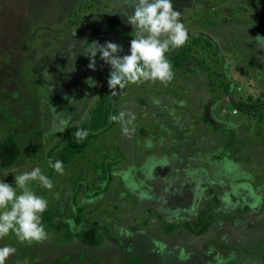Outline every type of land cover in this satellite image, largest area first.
Returning a JSON list of instances; mask_svg holds the SVG:
<instances>
[{
    "label": "rangeland",
    "instance_id": "obj_1",
    "mask_svg": "<svg viewBox=\"0 0 264 264\" xmlns=\"http://www.w3.org/2000/svg\"><path fill=\"white\" fill-rule=\"evenodd\" d=\"M173 4L191 56L170 82L109 89V116L123 122L87 137L59 174L52 150L111 71L99 53L89 69L88 44L130 54V0H0V145L15 135L22 149L0 180L15 187L14 175L40 167L54 185L30 184L48 201V239L10 232L5 264H264V0ZM202 211L210 227L191 233ZM95 223L101 244L86 246L77 234Z\"/></svg>",
    "mask_w": 264,
    "mask_h": 264
},
{
    "label": "clouds",
    "instance_id": "obj_2",
    "mask_svg": "<svg viewBox=\"0 0 264 264\" xmlns=\"http://www.w3.org/2000/svg\"><path fill=\"white\" fill-rule=\"evenodd\" d=\"M132 11L126 16L127 24L134 29L130 43V54L119 56L123 49L113 42L100 45L97 41L88 44L85 56L90 59L89 69L95 71V57L111 66L108 87L112 95L116 89H123L128 84L142 81L170 82L174 77L173 67L166 58L171 49L184 46L188 41V32L181 21V13L174 8L173 0H130ZM86 42V41H85ZM255 43L264 49V37L257 35ZM90 87H95L92 77L85 81ZM124 113L113 115L110 120L123 122ZM88 135L83 130H77L74 138L83 140ZM50 168L63 174L64 164L61 160L48 161ZM15 177V187L0 180V239L11 232L21 242H42L48 239V233L42 223V214L48 207V201L36 194L30 187L36 181L42 188L51 190L53 181L40 167L26 171ZM69 225L74 222L67 221ZM16 248L10 245L0 247V264L16 253Z\"/></svg>",
    "mask_w": 264,
    "mask_h": 264
},
{
    "label": "trees",
    "instance_id": "obj_3",
    "mask_svg": "<svg viewBox=\"0 0 264 264\" xmlns=\"http://www.w3.org/2000/svg\"><path fill=\"white\" fill-rule=\"evenodd\" d=\"M206 44L208 46L211 45L210 42H207ZM191 51L192 49L189 46L176 49L170 48L169 52H167L165 55L172 66L181 67L183 65V61L191 56ZM226 90H228V88ZM99 97L100 98L96 107L88 115L85 121L69 130L60 140L57 146L52 150V154L55 153V155H50V160H52L53 162L55 160H61L64 164V170L67 169V166L70 163L75 161V154L77 152H80L87 146V144L89 143V141H86L87 137L94 138V136H98V134L105 132L112 126V121H110L109 116L111 104L109 101V87L107 84L103 86ZM206 122L213 126L210 121L206 120ZM77 130H83L88 133V135L83 140H80L82 142L86 141L85 145L84 143H80L79 141L75 140L74 135ZM57 148L59 152L56 156ZM21 154L22 149L20 144L18 143L16 136L10 135L9 137H7L0 145V169L11 168L12 166H14L19 160ZM51 170L55 171L52 168ZM47 214L49 213L45 211L42 214V217L49 220L52 215ZM205 219L206 212L202 211L200 217L196 222L185 223V226L191 233L196 232L195 230L197 229V232L200 235L204 234L210 227L209 222H206ZM174 228L175 226L173 225L168 226L169 230H173ZM98 230L99 228L95 223L88 229L78 233L77 238L86 246L98 247L101 244V238L98 235Z\"/></svg>",
    "mask_w": 264,
    "mask_h": 264
}]
</instances>
